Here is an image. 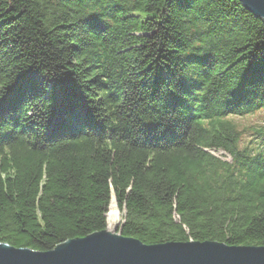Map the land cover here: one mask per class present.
Returning a JSON list of instances; mask_svg holds the SVG:
<instances>
[{
    "label": "trees",
    "instance_id": "16d2710c",
    "mask_svg": "<svg viewBox=\"0 0 264 264\" xmlns=\"http://www.w3.org/2000/svg\"><path fill=\"white\" fill-rule=\"evenodd\" d=\"M264 23L236 0H0V244L108 230L264 247ZM223 154L220 158L217 155Z\"/></svg>",
    "mask_w": 264,
    "mask_h": 264
},
{
    "label": "water",
    "instance_id": "95a60500",
    "mask_svg": "<svg viewBox=\"0 0 264 264\" xmlns=\"http://www.w3.org/2000/svg\"><path fill=\"white\" fill-rule=\"evenodd\" d=\"M236 1L264 23V0ZM0 264H264V247L217 242L147 246L117 229L68 241L47 253L0 244Z\"/></svg>",
    "mask_w": 264,
    "mask_h": 264
},
{
    "label": "rangeland",
    "instance_id": "374dc122",
    "mask_svg": "<svg viewBox=\"0 0 264 264\" xmlns=\"http://www.w3.org/2000/svg\"><path fill=\"white\" fill-rule=\"evenodd\" d=\"M230 120L233 122L238 132L240 133L241 149L264 148V110L245 117H232L230 118ZM217 156L221 158L223 154L221 153ZM112 202L115 203V207L111 206L109 210L108 230L111 232H115L120 228L122 222V214L118 209L115 198H113Z\"/></svg>",
    "mask_w": 264,
    "mask_h": 264
},
{
    "label": "bare ground",
    "instance_id": "6f19581e",
    "mask_svg": "<svg viewBox=\"0 0 264 264\" xmlns=\"http://www.w3.org/2000/svg\"><path fill=\"white\" fill-rule=\"evenodd\" d=\"M111 206H112V207H115V203H114V202H112ZM110 208H111V207H110Z\"/></svg>",
    "mask_w": 264,
    "mask_h": 264
}]
</instances>
